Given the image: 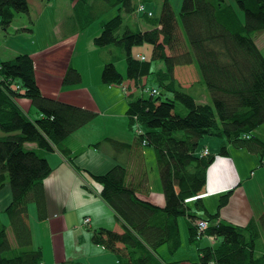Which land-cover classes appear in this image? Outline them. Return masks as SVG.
<instances>
[{"label": "trees", "instance_id": "obj_1", "mask_svg": "<svg viewBox=\"0 0 264 264\" xmlns=\"http://www.w3.org/2000/svg\"><path fill=\"white\" fill-rule=\"evenodd\" d=\"M234 1L236 7L227 0H183L180 25L171 0H163L160 19L140 14L152 29L135 31L125 26L122 14L131 0H71L81 31L100 14L119 10L114 18L102 22L93 40L97 48L121 49L127 75L116 65L122 56H114L103 67V83L122 87L129 80L141 87L145 80L143 91L150 81L159 85L150 89L159 94L152 91L150 97L129 94L127 87L124 90L137 143L144 145L145 141V147L155 150L166 204L158 206L141 197L150 190L146 169L136 176L118 164L103 175L85 171L101 186L102 199L122 222V233L111 229L93 233L94 243L116 255L119 264H176L164 261L159 250L167 245L173 255L182 249V217L189 221V240L197 248L199 264H264V248H259L264 213L245 227L235 226L220 220L233 191L219 198L214 214L209 213L203 197L207 172L218 156L230 154L229 145L257 154L260 162L264 157V140L256 134L264 125V53L256 43V34L264 31V0ZM30 13L29 0H0L3 29H9L17 15ZM144 46L152 52L141 60L136 49ZM35 61L34 55L23 53L0 62V191L9 185L13 194L5 211L9 227L0 216V264L44 263L42 249L33 245L29 225L31 203L36 204L40 221L48 218L44 180L52 167L44 155L58 150L71 160L68 139L98 116L82 106L45 96ZM156 63L164 69L156 70ZM189 65L198 67L214 106L197 102L175 78L177 67ZM65 73L63 87L82 81V73L72 64ZM20 99L29 100L38 114L24 112ZM137 124L142 134H137ZM211 136L224 142L218 154L206 155L207 148L198 153L201 141ZM28 144H35L37 150L27 148ZM189 201L194 202L192 207ZM204 220L208 228L200 234L198 222ZM204 237L215 242L202 247Z\"/></svg>", "mask_w": 264, "mask_h": 264}, {"label": "crops", "instance_id": "obj_2", "mask_svg": "<svg viewBox=\"0 0 264 264\" xmlns=\"http://www.w3.org/2000/svg\"><path fill=\"white\" fill-rule=\"evenodd\" d=\"M140 3L143 2L139 0L136 4L139 6ZM69 6L72 7V2ZM31 8L30 6V10ZM46 11L48 12L47 8ZM124 11L126 12V9ZM75 24L73 28H76L77 24L76 26ZM142 27L141 30L152 29L149 25L148 27L142 25ZM99 32L101 28H98L94 34L88 33L85 36L86 48L79 47L82 34L76 32L57 40L54 45L44 51L34 54L38 84L45 96L82 106L98 115L91 123L73 133L68 139L67 148L71 152V160L58 150L44 155L52 167L51 175L44 180L48 218L40 221L37 206L31 203L29 225L33 245L42 249L45 264H119L116 255L94 243L93 233L100 229H111L122 233L124 231L122 222L107 201L102 199L101 186L85 171L93 175H103L118 164L129 168L134 176L140 170L146 169L150 177L145 146L137 143V136L131 130L127 114L128 93L124 90V87H127L129 94L134 92L138 95L144 92L142 86L147 81L143 80L141 87L129 80H126L122 87H110L102 82V70L107 61L102 59V62L98 63L99 76H96L95 80L93 76L87 78L89 75L81 72L75 61L76 56L86 57L85 55L90 52L99 53V49L102 48H97L93 40ZM78 50L81 52L78 53ZM113 51H110L111 54L114 53ZM136 52L141 56H149L152 48L144 46L137 48ZM62 58L63 61H61ZM49 63L53 65L44 66ZM70 64L82 73V81L79 85L63 87L61 80ZM126 67L127 65L121 70L125 77ZM154 68L160 70L164 69V66L156 63ZM175 78L186 91L193 90L190 94L195 100L207 98V89L199 78L198 67L195 65H189L183 69L177 67ZM197 84L202 88L197 89ZM19 104L24 112L33 116L38 114L29 100L20 99ZM257 136L263 140L260 132ZM114 140L125 147L116 146L111 142ZM203 143H205L204 148L209 149V153L218 154L224 142L222 139L211 137L205 138ZM27 148L37 150L35 144H28ZM228 151L230 154L218 156L207 172L208 180L203 191L204 202L209 213L214 214L218 210L219 198L224 193L233 191L228 203L220 212V220L245 227L252 220H258L264 213V157L263 162H260L257 154H252L244 148L236 149L231 145L228 146ZM149 188L150 190L140 194L141 197L155 205L164 206L166 198L162 184L159 185L157 194H154L151 181ZM12 198L13 194L9 185L0 191V216L7 227L10 220L5 211ZM210 206L215 207L214 210ZM86 218H90L88 224H84ZM183 222L185 229L180 221L182 241L185 236L189 239V221L184 217ZM207 240L209 245L213 243L211 239L207 238ZM159 254L167 263L199 264L198 251L196 252L197 261H192L190 257L181 258L180 250L172 255L165 248L162 253L159 250Z\"/></svg>", "mask_w": 264, "mask_h": 264}, {"label": "rangeland", "instance_id": "obj_3", "mask_svg": "<svg viewBox=\"0 0 264 264\" xmlns=\"http://www.w3.org/2000/svg\"><path fill=\"white\" fill-rule=\"evenodd\" d=\"M140 1L143 2L144 5H146L148 11L153 13L155 20L160 19L163 0H140ZM227 1L236 7V3L234 0H227ZM29 2H30V6L32 7L31 13L29 15L27 14L17 15L9 29H3L0 26V62L11 60L14 57L23 53L34 55L37 52H42L51 45H54L55 42H57V40L62 39L68 35H73L76 32L82 34L79 47L86 48L85 43L87 40H85V36L88 33L94 34L95 31L98 30V28L99 29L101 28L102 22H108V20L118 15L119 12L118 8H112L107 12H104V14H100L97 17V19L94 20L95 22L94 23L92 22L86 28V30L81 31L79 29L78 31V27L76 26L75 24L76 21L74 19L75 12L72 9V7L69 6L71 2L70 0H51V1L29 0ZM138 2L139 0H131V4L129 5L130 7L128 9L126 8V12L123 11L122 14L123 17L125 18V26L131 27L135 31H140L143 28L142 25L147 27L149 25L150 28H152L148 20L144 16L140 15V13L137 11ZM171 3L174 5L176 14L178 15L179 23L181 25L180 11L183 6V0H171ZM46 8L48 12L47 11L45 12ZM74 24L76 28H73ZM256 43L264 53V31L256 34ZM99 50H100L99 53L93 54L92 52H90L88 53V55H85L86 57H82V56L75 57L76 59L75 61L77 62V66H79V70L89 75L87 78L93 76V79L95 80V77L99 76V72H97V68H98V63H101L102 59L104 61L110 62V60H114L113 58L114 56L116 57L122 56L121 60H118L116 62L117 68L120 72L122 68L127 65V62L123 57V53L122 51H120L121 49L115 46H111L109 48L107 47ZM112 50H114L113 55L110 52ZM78 51H79L78 53L81 52L80 50ZM45 61H43V63H45ZM61 61H63V58L61 59ZM42 64H40V67H42ZM51 65L53 64L49 63V64H45L44 66L51 67ZM179 68L183 69V67L181 66ZM199 78L203 80L200 72H199ZM202 83L204 84V81H202ZM154 87H159L158 83L155 81H150L146 89H144V92L138 95L140 96L143 94L146 97H150L152 93L150 89ZM196 88L198 89L202 87L199 84H197ZM206 89H207L206 92L207 98L206 99L202 98V100L198 98L197 100L199 101V103H207V104H212L214 106L211 94L208 88ZM190 90H191L190 92L192 93L193 90L192 89ZM126 91H128V88H126ZM165 93L166 92H164L163 94V99H166ZM178 107L182 108L180 105ZM259 132L264 140V125L258 128L256 134H258ZM0 134H2L1 131ZM211 137H206V138H211ZM213 138H217V137H213ZM204 141L205 138L201 141V145L198 150V153H200L204 148L205 145V143H203ZM144 150L146 152V156H148V167L150 170L151 185L154 190V194H157V192L159 191V185L161 184V179H160L161 177L159 176V168L156 162L155 150L150 146H146V148L144 147ZM193 203H194L193 201L192 202L189 201V205L192 206ZM210 207L212 210H214L215 208L213 206ZM205 214L206 213H204V215ZM180 219L183 229H185V224L183 222L184 217ZM9 237L13 238L12 231L9 232ZM183 241H184L183 247L180 250L181 258L190 257L189 259H191L192 261L195 260L197 261L196 246L192 245L190 243V240L186 236L183 238ZM202 245L203 247L209 245V240H207V238L204 237ZM162 248L164 249L167 248L168 250L167 245L162 246ZM259 248L260 249L264 248V236H262V239L260 240ZM161 249L160 252L162 253V250L164 249L162 250Z\"/></svg>", "mask_w": 264, "mask_h": 264}, {"label": "built area", "instance_id": "obj_4", "mask_svg": "<svg viewBox=\"0 0 264 264\" xmlns=\"http://www.w3.org/2000/svg\"><path fill=\"white\" fill-rule=\"evenodd\" d=\"M138 12H139V13H142V14H148V16H150V17H151V15H152V12L148 11L146 5H144V4H140V7H139V9H138ZM137 58H139V59H141V60H142V59L145 60V56H144V55H142V56H141V55H137ZM158 93H159V91H157L156 89L153 90V94H158ZM136 119H137V118H136ZM136 132H137L138 135H139V134H142V130H141L139 124L136 125ZM145 144H146V142L144 141V145H145ZM204 153H205L206 155H209L208 150H205ZM89 222H90V218H86L85 221H84V224H88ZM206 228H208V222H207L206 220H204V221H199V222H198V229H199V231H200V234H201V233H204V231L207 230ZM211 239H212L213 241H215L214 238H211ZM42 264H45V262L42 263Z\"/></svg>", "mask_w": 264, "mask_h": 264}, {"label": "bare ground", "instance_id": "obj_5", "mask_svg": "<svg viewBox=\"0 0 264 264\" xmlns=\"http://www.w3.org/2000/svg\"><path fill=\"white\" fill-rule=\"evenodd\" d=\"M140 7V6H139ZM139 7H138V9H139ZM140 14H142V13H140ZM148 15V14H147ZM152 15H153V13H152ZM151 15V16H152ZM157 90V89H156ZM153 91V90H152ZM158 91V90H157ZM159 94V93H158ZM153 95H155V94H153ZM157 95V94H156ZM208 153H209V151H208ZM210 154V153H209ZM212 237H210L209 239H211ZM211 241L214 243L215 241H213L212 239H211Z\"/></svg>", "mask_w": 264, "mask_h": 264}]
</instances>
